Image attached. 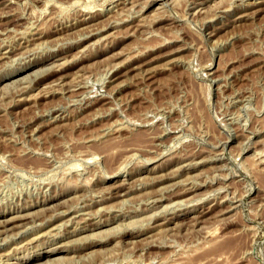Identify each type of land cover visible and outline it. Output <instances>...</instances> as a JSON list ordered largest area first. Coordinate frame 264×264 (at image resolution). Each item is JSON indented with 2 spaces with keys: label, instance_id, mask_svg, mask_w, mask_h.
Returning <instances> with one entry per match:
<instances>
[{
  "label": "rangeland",
  "instance_id": "rangeland-1",
  "mask_svg": "<svg viewBox=\"0 0 264 264\" xmlns=\"http://www.w3.org/2000/svg\"><path fill=\"white\" fill-rule=\"evenodd\" d=\"M263 6L0 0V264H264Z\"/></svg>",
  "mask_w": 264,
  "mask_h": 264
},
{
  "label": "bare ground",
  "instance_id": "bare-ground-1",
  "mask_svg": "<svg viewBox=\"0 0 264 264\" xmlns=\"http://www.w3.org/2000/svg\"><path fill=\"white\" fill-rule=\"evenodd\" d=\"M262 3V2H261ZM3 4V3H2ZM263 8H264V6H263ZM192 10V9H191ZM138 13V12H137ZM135 18V17H134ZM84 34V33H83ZM35 36V35H34ZM28 38H30V37H28ZM24 40V39H23ZM12 50V49H11ZM30 57V56H29ZM31 65V64H30ZM58 66V65H57ZM58 68H59V66H58ZM6 70V69H5ZM23 76V75H22ZM28 78V77H27ZM111 78V77H110ZM17 80V79H16ZM20 80V79H19ZM64 82V81H63ZM71 82V81H70ZM11 82H9V84H10ZM48 84V83H47ZM46 84V85H47ZM76 84V83H75ZM84 85V84H83ZM69 86V85H68ZM78 86V85H77ZM71 87V86H70ZM55 90V89H54ZM70 90V89H69ZM90 92V91H89ZM95 92V91H94ZM98 92V91H97ZM93 93V92H92ZM91 93V94H92ZM109 94V93H108ZM79 95V94H78ZM91 96V95H90ZM92 98V97H91ZM90 98V99H91ZM82 99V98H81ZM80 99V100H81ZM83 105V104H82ZM53 117V116H52ZM46 118H48V117H46ZM56 123H58V122H56ZM120 127V126H119ZM34 129V128H33ZM35 130V129H34ZM105 130V129H104ZM108 132V131H107ZM226 144V143H225ZM226 150V149H225ZM259 152V151H258ZM261 153V152H260ZM262 154V153H261ZM206 155V154H205ZM264 157V156H263ZM261 159V158H260ZM201 160V159H200ZM28 161V160H27ZM196 161V160H195ZM187 162V161H186ZM226 163V162H225ZM228 163V162H227ZM226 163V164H227ZM37 164V163H36ZM229 164V163H228ZM264 164V163H263ZM224 165V164H223ZM219 166H221V165H219ZM227 167V166H226ZM231 167V166H230ZM223 168V167H222ZM229 168V167H228ZM35 169H36V167H35ZM217 170H218V168H217ZM219 170H220V168H219ZM235 173V172H234ZM214 174V173H213ZM218 174V173H217ZM223 174V173H222ZM226 174V173H225ZM212 179V178H211ZM177 180H179V179H177ZM200 181V180H199ZM137 183V182H136ZM138 184V183H137ZM186 184V183H185ZM114 186V185H113ZM127 186V185H126ZM125 186V187H126ZM221 186V185H220ZM225 186V185H224ZM136 187H138V186H136ZM187 187V186H186ZM193 188V187H192ZM213 188V187H212ZM211 188V189H212ZM224 188V187H223ZM210 189V190H211ZM216 189V188H215ZM125 190V189H124ZM127 190V189H126ZM132 190V189H131ZM214 190V189H213ZM223 190V189H222ZM188 191V190H187ZM186 191V192H187ZM220 191V190H219ZM219 191H218V193H219ZM114 192V191H113ZM116 192V191H115ZM221 192V191H220ZM195 193V192H194ZM117 194V193H116ZM119 194V193H118ZM211 194V193H210ZM96 195V194H95ZM120 195H121V193H120ZM187 195V194H186ZM229 195V194H228ZM171 196V195H170ZM169 196V197H170ZM203 196V195H202ZM205 196V195H204ZM217 196V195H216ZM226 196V195H225ZM224 196V197H225ZM231 196H233V195H231ZM123 197V196H122ZM122 197H120V198H122ZM161 197V196H160ZM199 197V196H198ZM215 197V196H214ZM124 198V197H123ZM157 198V197H156ZM175 198V197H174ZM223 198V197H222ZM232 198V197H231ZM25 199V198H24ZM92 199V198H91ZM125 199V198H124ZM183 199V198H182ZM194 199V198H193ZM197 199V198H196ZM218 199V198H217ZM126 200V199H125ZM220 200V199H219ZM230 200V199H229ZM11 201V200H10ZM119 201V200H118ZM122 201V200H121ZM16 202V201H15ZM36 202V201H35ZM124 202V201H123ZM128 202V201H127ZM197 202V201H196ZM116 203V202H115ZM191 204V203H190ZM193 204V203H192ZM109 205V204H108ZM169 205V204H168ZM233 205V204H232ZM42 206V205H41ZM225 206V205H224ZM230 206V205H229ZM182 207V206H181ZM186 207V206H185ZM232 207V206H231ZM26 209V208H25ZM65 209V208H64ZM226 210V209H225ZM87 211V210H86ZM96 211V210H95ZM171 211V210H170ZM173 211V210H172ZM61 213V212H60ZM152 214V213H151ZM162 215V214H161ZM180 215V214H179ZM201 215V214H200ZM68 216V215H67ZM86 216V215H85ZM88 216V215H87ZM143 216V215H142ZM193 216V215H192ZM10 217V216H9ZM191 217V216H190ZM170 219V218H169ZM180 221V220H179ZM37 222V221H36ZM91 222V221H90ZM102 222V221H101ZM114 222V221H113ZM12 223V222H11ZM142 223H144V222H142ZM9 224V223H8ZM32 224V223H31ZM158 224H160V223H158ZM191 224V223H190ZM11 226V225H10ZM74 226V225H73ZM83 226V225H82ZM130 227V226H129ZM159 227V226H158ZM5 228H7V227H5ZM33 228V227H32ZM3 229V228H2ZM19 229H21V228H19ZM158 229V228H157ZM0 230H1V228H0ZM159 230V229H158ZM157 230V231H158ZM16 231V230H15ZM102 231V230H101ZM128 231V230H127ZM128 233V232H127ZM6 234V233H5ZM15 235V234H14ZM108 235H110V234H108ZM36 236V235H35ZM111 236V235H110ZM114 237V236H113ZM100 238V237H99ZM38 238H31V239H29L28 241H27V243L28 244H31V243H33V242H35L36 240H37ZM101 239V238H100ZM3 240V239H2ZM55 240V239H54ZM139 240V239H138ZM24 242V241H23ZM128 242V241H127ZM132 242V241H131ZM4 250V249H3ZM4 252V251H3ZM33 256V255H32ZM40 256V255H39ZM44 256H46V254H44ZM28 258H29V256H28ZM34 258V257H33ZM35 259H37V258H35ZM32 260V259H31ZM22 261V260H21ZM141 261V260H140ZM25 262V261H24ZM148 262V261H147ZM92 263V262H91ZM135 263V262H134ZM19 264V263H18ZM136 264V263H135Z\"/></svg>",
  "mask_w": 264,
  "mask_h": 264
}]
</instances>
